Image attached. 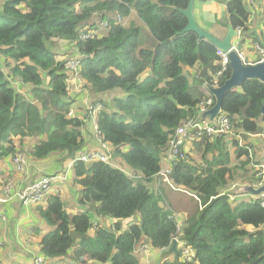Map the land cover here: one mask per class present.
Segmentation results:
<instances>
[{
	"label": "trees",
	"instance_id": "trees-1",
	"mask_svg": "<svg viewBox=\"0 0 264 264\" xmlns=\"http://www.w3.org/2000/svg\"><path fill=\"white\" fill-rule=\"evenodd\" d=\"M214 1L224 5L226 14L218 27L226 32L229 21L243 35L251 16L243 0ZM188 2L0 0V159H11L19 152L15 140L36 135L44 140L33 147L34 158L62 153L65 160L74 162L90 140L88 130L81 135L84 122L68 117L80 95H72L67 86L65 62L58 61L54 51V40H58L72 45L73 56L83 57L79 74L92 103L103 106L97 124L112 147V163L118 162L135 177L118 164L74 162L80 203L95 204L98 219L117 222L114 231L105 225L93 230L86 212L69 216L59 195L53 194L39 208L42 222L52 229L40 241L43 257L66 256L77 245L73 261L139 264L134 255L138 246L147 244L158 251L179 235L192 248L194 263L180 261L170 249L172 259L158 264H264V208L259 199L230 191L233 183L251 184L253 165L264 164L258 146L247 137L264 131L263 84L245 81L240 91L232 90L223 98L222 112L230 119L233 135L242 138L243 147L232 134L192 137L185 160L171 169L172 187L158 177L174 131L197 118L198 105L207 97L190 86L191 76L184 72L196 68L194 78L211 85L219 69L217 49L211 43L194 33L174 37L186 26L178 9H186ZM94 13L108 26L99 36L80 42L81 27L90 23ZM117 16L122 20L134 16L142 22L153 47H140L141 27L134 20L117 24ZM217 32L211 33L220 37ZM259 42L264 46V33ZM229 75L227 71L223 81ZM14 83L23 89H16ZM165 188L189 201H171L164 196ZM180 213L185 216L180 218ZM127 219L131 221L123 228L120 221Z\"/></svg>",
	"mask_w": 264,
	"mask_h": 264
},
{
	"label": "built area",
	"instance_id": "built-area-1",
	"mask_svg": "<svg viewBox=\"0 0 264 264\" xmlns=\"http://www.w3.org/2000/svg\"><path fill=\"white\" fill-rule=\"evenodd\" d=\"M247 4L251 8L256 4V0H247ZM262 17H263L262 25L264 27V15ZM94 20L99 21L103 29H105L108 26V22L105 20H100V17L97 15V13H94L91 16L89 22L92 23ZM116 22L117 24H121L122 19L119 16H117ZM94 28L95 26L93 25V29ZM238 32H239L238 38L233 43L232 48L236 50L238 56L242 59V61L245 64H254L256 60H258L257 63L264 61V46L256 44L254 45V53L257 56V58L252 63H250L249 58L242 51V47L244 46L243 44L244 40L242 39L241 30L239 29ZM99 35L100 34H95V33L89 34L88 31L84 30L80 32L78 39L80 40V42H85ZM216 56L218 58L217 64L219 65V69L212 76L213 78L211 81L212 82L211 85L208 83L203 84L207 97L204 98L203 101L198 105L197 118L183 122L174 131L172 137L168 142L166 159L163 162L162 169L158 173V177L159 180L163 181L170 187H172V185L168 177L170 175L171 169L177 161L185 160V154H186L185 146L188 140H190L192 137L195 139H199L202 137V135L210 139H214L215 137L221 138L223 136L233 134L234 132L232 129L230 119L223 112L217 117L215 124H209L206 121L199 120L201 114L207 111L208 109H210L214 104V99L207 89L219 87L223 82L224 74L227 71H229V66H228L229 61H228L227 53H223L222 51L217 50ZM80 59L81 57L73 56L68 60H66L65 70L67 71L68 74L66 83L67 86L69 85L74 86L75 90H77L79 93L86 94V92L88 93L86 85L81 79L79 74L81 68ZM70 92L72 93V91ZM102 110H103V106L99 102H96L89 105L86 104L84 112H76V114H74L72 108L68 111V117L78 118V120L81 121L89 120V123L92 124L90 126L91 130H88V133L91 135L90 137L91 141H93L94 143L91 144L90 148L81 151L74 162H79L83 164L100 162L103 164L114 165L112 163L113 160L112 147L104 141L103 136L101 135L97 124V116ZM81 135L82 136L87 135V130L84 127L81 129ZM233 136L239 138V145L243 147L244 143L242 141V138L239 137V135H233ZM247 137L249 138V141L251 143L257 146L264 144V131L260 134H247ZM10 160H12L13 168L18 174H22V175L26 174V169L28 171V161L25 159L22 152H18ZM116 165L117 164H115L114 166ZM253 168L255 172L254 181L251 184H247V185H250L253 188L257 189L261 187L264 182V164L253 165ZM124 173H126L128 176H131V178H135L134 175H132V173H129L127 171H124ZM57 180L65 181L66 175L60 177L53 176V177L42 178L36 182H33L25 186L20 191L14 188L15 184L13 180H7L2 184L0 188V207L14 199H16L18 202H21L23 205L41 204L45 202L48 197L53 195V193L57 195L60 194L59 190H55L53 192V186L57 183ZM235 188L236 186L232 185L230 191H233ZM254 198L259 199L260 205L262 206V208H264V194H261L259 197H254ZM174 218L179 220L178 215H174ZM5 222H6V216L4 212L0 209V228ZM114 224L115 223H111L109 225L113 231H114ZM98 227L99 225L97 224V222H92L93 230H96ZM180 232H181L180 226H178L177 234H179ZM177 236L172 237L168 247L161 248L157 252H164V251L168 252L171 249L172 244H176V249H177V253L179 254L180 261L186 263H192L194 259V252L192 248L187 246L186 243L182 241L180 238H177ZM3 249H4V241L0 237V258ZM147 251H148V245H140L134 250V254L138 255L140 252L146 253ZM82 260L83 259H80L77 263L74 264H80ZM35 262L37 264H44L45 260L43 258H37Z\"/></svg>",
	"mask_w": 264,
	"mask_h": 264
},
{
	"label": "crops",
	"instance_id": "crops-1",
	"mask_svg": "<svg viewBox=\"0 0 264 264\" xmlns=\"http://www.w3.org/2000/svg\"><path fill=\"white\" fill-rule=\"evenodd\" d=\"M201 2V1H200ZM208 4L211 7L214 5H217V2L214 0H206V2H201V4ZM264 7V0H256V4L250 8L251 16L249 18V22L247 24V31L242 35V39L244 40V45L246 50L250 51L252 50L254 53V45L259 44L260 45V36L262 33H264V27H263V17H262V8ZM198 14H196V13ZM203 13L204 9L202 5L194 6V14L196 17V20L198 24L207 30H210L212 28V21H205L203 19ZM199 14L200 18H199ZM222 23V22H220ZM214 29V27L212 28ZM221 30H218V33ZM223 31V29H222ZM220 35V34H219ZM255 54V53H254ZM257 56L255 55L252 60H250V63H252ZM188 72L193 80L192 88L196 90L198 93H204L205 90L203 89V85L200 83V81L196 80L194 78V73L196 72V68H188L186 70ZM80 98L85 97L84 93H79ZM77 102V101H76ZM77 105L76 103L73 104ZM85 108V107H84ZM81 109V107H80ZM82 111H84L82 109ZM35 136L26 137L24 139H17L15 140V144L17 145L18 149L19 147H23L24 149L27 148V145L31 141H35ZM91 137V135H90ZM88 136V138H90ZM43 137L39 136L37 137V140H41ZM94 142L88 140L86 143V146L84 147V150L90 148L91 144ZM33 145V144H32ZM190 146H185L186 152L189 151ZM233 148L229 147V152ZM234 150V149H233ZM231 154V152H230ZM79 155V154H78ZM232 157V155H231ZM36 159V158H35ZM9 158H2L0 159V188L4 182L7 180H13L15 184V189L20 191L25 186L36 182L44 177H53V176H64L66 175V180H57V183L53 186V192L56 190V186H58V189L60 193L65 192V189L67 188V174L68 171L66 170L64 163L68 162V160H65V154L57 153L52 154L44 159H36V162L31 163V167L28 168V172L25 175L18 174L12 166L9 164ZM72 165L74 162H68ZM163 165V164H162ZM62 200L61 196H59ZM45 207L44 202L39 205H23L21 202H18L16 199L9 201L7 204H4L0 207V209L4 212L6 216V222L1 226L0 228V237L4 241V249L2 250V255L0 258V264H37L35 260L37 258H43L46 259L48 262L44 264H74L78 261L71 260V255L73 252H68L66 256L60 257V258H54V259H47L43 257L40 250V241L42 237L50 230L51 228H48L46 226L39 215V208ZM87 206H82V209L84 210ZM86 212V211H81ZM79 213L78 209L75 208L74 214ZM184 215V213H180L181 215ZM185 216V215H184ZM108 218L104 219H98L96 216L93 220V222H97L98 225H105L108 227L111 223H115L114 220H107ZM117 222V221H116ZM129 224V223H128ZM126 224L123 226L125 228L128 226ZM181 223H179L180 225ZM52 230V229H51ZM147 245V244H145ZM155 250H151L148 246V251L140 252L137 257L139 256L140 259L144 261L143 264H158L161 262L162 257H168L165 259H172L173 255H166L165 253H160ZM173 253V252H172ZM174 254V253H173ZM83 264V263H82ZM85 264H101L98 262L87 260Z\"/></svg>",
	"mask_w": 264,
	"mask_h": 264
},
{
	"label": "rangeland",
	"instance_id": "rangeland-1",
	"mask_svg": "<svg viewBox=\"0 0 264 264\" xmlns=\"http://www.w3.org/2000/svg\"><path fill=\"white\" fill-rule=\"evenodd\" d=\"M243 2L245 4V7L250 10V7L247 4V0H243ZM200 5H202V7L204 9V13L202 15L203 16V19L205 21H212V23H211L212 24V28L214 27V29L211 28L209 31L214 33L218 29V30H221V31H219V34L220 35L218 34V36H220V37L224 36L225 31L224 30L222 31V29L220 27H218V22H223L224 23L225 20H226V14H225L224 5L217 3V5H214L213 7H211L208 4H205V3L201 4V2H199L198 0H195L194 6H198L199 7ZM97 15L100 16V14H97ZM200 15L201 14H199V18H200ZM124 19L122 21L125 22L126 25L130 23V20H134V22H135L134 24L136 26H138V27H141L142 33H141L140 38H139V41H138L139 46L142 47V48L143 47L152 48L153 45H154V41L151 38V36H150L147 28L143 25V23L140 22L137 19L135 20L134 16L127 17L125 20ZM92 25H94L95 28L94 29H88ZM92 25H91V23H87L85 26H82L81 27V30L82 31L86 30V31H88L89 34H92V33L102 34V33H104L105 29L102 28V26L100 25L99 21L94 20L92 22ZM74 50L75 49H73V47H72V45H70V43H65L64 41L63 42H60L58 40H54V51H56V58H57L58 61L66 62V60H68L69 58L73 57L72 54H73ZM76 51H77V49H76ZM242 51L249 58V60H252L253 57L255 56L254 53L251 54V52H253L252 50H250V51L246 50L245 45L242 47ZM76 57H81L80 61L83 58L80 55H76ZM64 71H65V74L67 76L68 74H67V71L65 70V67H64ZM184 74L186 76H189L188 75V72H186V71L184 72ZM189 81H190V86H192L193 80L190 78ZM13 86L16 89H19V88L23 89L22 87H20L19 85H16V84L13 85ZM68 87H69V90L72 91V95H74V96L79 95V92L77 90H75V87L74 86L69 85ZM203 89H205V88L203 87ZM206 96H207V94H206ZM74 99L76 100V98H74ZM75 103L77 105H74L73 106L74 103L72 104V111H73L74 114H76V112H84V111H82V109L85 110V108H84L85 105L86 104L87 105L92 104V101H91V99L89 97V94L86 92L85 97H82V99H79ZM80 107H81V109H80ZM83 121H84V127H85V129L86 130H91V127L90 126L92 124L89 123V120H83ZM33 136H35L34 138H36V140L35 141H31L27 145V148L24 149L23 147L22 148L19 147V149H18L19 152L21 151L23 153L25 159L28 161V168L31 167V163L36 162V159L32 155L33 147L35 145H37L38 143H40L42 140H44V137L41 140H37L36 135H33ZM230 152L233 154L234 150H230ZM194 156H196V155H194ZM68 162H65L64 163V166H65L66 170L68 171V174H67V178H68L67 188L65 189V192H62V193L59 194V196H61V198H62V202H63V205H64V209L69 213V216H72L74 214L75 208L78 209L79 213H82L81 211H86L87 215L90 218V221L93 222V220L95 218V212H94L95 204H91L90 203L84 210L82 209V206H84V205H82L80 203V200H81V188L79 187V185L76 182V179H75V176H74V173H73V170H72V165L70 163H68ZM116 163L119 165V167L121 168L122 171H125V169L123 167H121L118 162H116ZM9 164L13 168L12 160H9ZM27 172L28 171L26 169V173ZM152 181H153L152 187L155 188L156 187V184H157V179L154 178ZM60 182H59V185H60ZM247 184H244V183H241V182H236V183H233L232 185H234L236 187L237 186L239 187L241 185H247ZM58 186H56V190L58 189ZM247 186H250V185H247ZM164 196L166 198L170 199L171 201H174V202L175 201H178V200L179 201L180 200H183L185 202L189 201V198L187 196H185L183 194L181 195L179 193L171 192L167 188H165ZM230 202H232V201H230ZM176 213H178V212H174V215H176ZM107 220L109 221V219H107ZM130 221H131V219L122 220V221H120V224L123 227L126 224H128ZM115 223H116V221H115ZM48 228H51V227L48 226ZM108 228H110V226ZM261 230L264 232V225L261 227ZM50 231H51V229L48 230V232H50ZM88 233L91 236L93 234V230H90ZM177 238H179V235L177 236ZM76 247H77V245H74L72 247V249L70 250V252H73L76 249ZM160 253H165L167 255L169 252L164 251V252H160ZM176 253H177V249H176ZM135 256L137 257V255H135ZM165 258H168V257L166 256ZM165 258L162 257L160 260L162 261ZM81 259H83V258H81ZM137 259H138V263L139 264H143L144 263V261L142 259H140L139 256L137 257ZM44 260H45V263L48 262L46 259H44ZM82 262H83V260H82ZM82 262L80 264H82Z\"/></svg>",
	"mask_w": 264,
	"mask_h": 264
},
{
	"label": "water",
	"instance_id": "water-1",
	"mask_svg": "<svg viewBox=\"0 0 264 264\" xmlns=\"http://www.w3.org/2000/svg\"><path fill=\"white\" fill-rule=\"evenodd\" d=\"M194 3L195 0H189L186 9H178V12L186 18L187 23L174 37L181 36L185 33H194L198 39L211 43L217 50L227 53L230 75L219 87L207 89L214 99V104L210 109L202 113L199 118L200 121L215 124L217 117L222 113L223 98L228 92L232 90L240 91L242 89V84L250 80H256L264 86V61L254 64H245L238 56L236 50L232 48L233 43L238 38V30L228 21L224 36H214L209 30L202 28L198 24L194 14ZM260 115L264 116V101L260 109ZM258 148L260 151V158L263 159L264 144L259 145ZM232 194L235 196L251 195L259 197L261 194H264V182L262 186L257 189L247 185L237 186L232 191ZM171 251L176 254V244H172Z\"/></svg>",
	"mask_w": 264,
	"mask_h": 264
},
{
	"label": "bare ground",
	"instance_id": "bare-ground-1",
	"mask_svg": "<svg viewBox=\"0 0 264 264\" xmlns=\"http://www.w3.org/2000/svg\"><path fill=\"white\" fill-rule=\"evenodd\" d=\"M92 24V23H91ZM94 24V23H93ZM89 26V25H88ZM39 205V204H38Z\"/></svg>",
	"mask_w": 264,
	"mask_h": 264
}]
</instances>
